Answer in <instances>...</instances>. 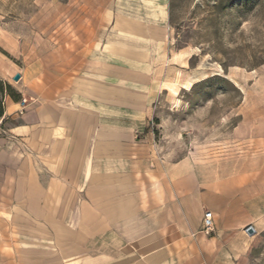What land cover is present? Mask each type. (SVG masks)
<instances>
[{
	"label": "rangeland",
	"instance_id": "1",
	"mask_svg": "<svg viewBox=\"0 0 264 264\" xmlns=\"http://www.w3.org/2000/svg\"><path fill=\"white\" fill-rule=\"evenodd\" d=\"M131 1L0 0V112L24 81L67 87L76 73L68 52L106 41L114 13L131 9ZM168 14L156 53L138 56L139 70L124 68L116 95L104 88L101 120L108 130L118 122L132 133L117 141L107 135L102 150H93L92 158L107 159L98 167L110 196L93 200L86 219L93 228L108 223V250L116 254V208L135 201L132 191L147 206L148 193L174 197L183 180L188 190L200 181L204 191H231L245 205L233 215L234 233L217 264H264V0H169ZM16 74L24 79L15 82ZM115 102L122 110L111 108ZM99 201L107 203L103 216Z\"/></svg>",
	"mask_w": 264,
	"mask_h": 264
},
{
	"label": "crops",
	"instance_id": "2",
	"mask_svg": "<svg viewBox=\"0 0 264 264\" xmlns=\"http://www.w3.org/2000/svg\"><path fill=\"white\" fill-rule=\"evenodd\" d=\"M131 4L114 13L106 41L68 52L69 71L76 73H69L67 87L24 81L17 99L7 96L0 117V264H217L224 240L233 236V215L244 211V201L231 191H204L200 181L188 190L183 180L174 197L168 190L148 193L147 206L132 191L135 201L116 208V254L108 250V223L101 219L93 228L86 219L93 200L110 196L106 171L98 167H107V159L92 158L93 150H102L107 135L117 141L132 133L118 122L108 130L101 120L104 88L115 87L116 95L124 68L139 70L138 56L155 54L152 46L162 45L168 32L169 0ZM111 108L122 110V103ZM205 210L214 214L209 237L202 232Z\"/></svg>",
	"mask_w": 264,
	"mask_h": 264
},
{
	"label": "built area",
	"instance_id": "3",
	"mask_svg": "<svg viewBox=\"0 0 264 264\" xmlns=\"http://www.w3.org/2000/svg\"><path fill=\"white\" fill-rule=\"evenodd\" d=\"M22 105H23V108H24V106L26 105V100L25 99L22 100ZM202 226H203L202 232L205 235L208 236V235H211L212 233H214V231H215V221H214L213 212L206 211L204 213Z\"/></svg>",
	"mask_w": 264,
	"mask_h": 264
},
{
	"label": "water",
	"instance_id": "4",
	"mask_svg": "<svg viewBox=\"0 0 264 264\" xmlns=\"http://www.w3.org/2000/svg\"><path fill=\"white\" fill-rule=\"evenodd\" d=\"M20 79H21V75H20V74H16V75L14 76V78H13V80H14L15 82H19ZM246 232H247L250 236H252L253 234H255L256 230H255L252 226H249V227L246 229Z\"/></svg>",
	"mask_w": 264,
	"mask_h": 264
},
{
	"label": "trees",
	"instance_id": "5",
	"mask_svg": "<svg viewBox=\"0 0 264 264\" xmlns=\"http://www.w3.org/2000/svg\"><path fill=\"white\" fill-rule=\"evenodd\" d=\"M2 113H3V112L1 111V112H0V117L2 116Z\"/></svg>",
	"mask_w": 264,
	"mask_h": 264
},
{
	"label": "bare ground",
	"instance_id": "6",
	"mask_svg": "<svg viewBox=\"0 0 264 264\" xmlns=\"http://www.w3.org/2000/svg\"><path fill=\"white\" fill-rule=\"evenodd\" d=\"M190 87V86H189Z\"/></svg>",
	"mask_w": 264,
	"mask_h": 264
}]
</instances>
